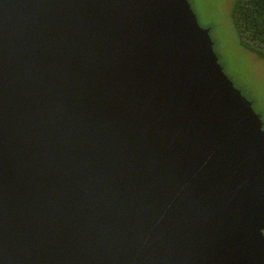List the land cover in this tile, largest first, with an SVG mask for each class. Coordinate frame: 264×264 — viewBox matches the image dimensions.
<instances>
[{"label": "water", "instance_id": "water-1", "mask_svg": "<svg viewBox=\"0 0 264 264\" xmlns=\"http://www.w3.org/2000/svg\"><path fill=\"white\" fill-rule=\"evenodd\" d=\"M189 0H0V264H264V131Z\"/></svg>", "mask_w": 264, "mask_h": 264}, {"label": "rangeland", "instance_id": "rangeland-1", "mask_svg": "<svg viewBox=\"0 0 264 264\" xmlns=\"http://www.w3.org/2000/svg\"><path fill=\"white\" fill-rule=\"evenodd\" d=\"M203 28L210 29L213 50L224 74L251 101L264 131V61L242 46L231 12L236 0H189Z\"/></svg>", "mask_w": 264, "mask_h": 264}, {"label": "trees", "instance_id": "trees-1", "mask_svg": "<svg viewBox=\"0 0 264 264\" xmlns=\"http://www.w3.org/2000/svg\"><path fill=\"white\" fill-rule=\"evenodd\" d=\"M231 17L242 46L264 61V0H236Z\"/></svg>", "mask_w": 264, "mask_h": 264}]
</instances>
